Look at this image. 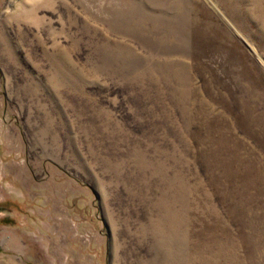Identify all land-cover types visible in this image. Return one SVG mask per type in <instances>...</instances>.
I'll return each mask as SVG.
<instances>
[{
	"label": "rangeland",
	"instance_id": "rangeland-1",
	"mask_svg": "<svg viewBox=\"0 0 264 264\" xmlns=\"http://www.w3.org/2000/svg\"><path fill=\"white\" fill-rule=\"evenodd\" d=\"M0 264H264V0H0Z\"/></svg>",
	"mask_w": 264,
	"mask_h": 264
}]
</instances>
